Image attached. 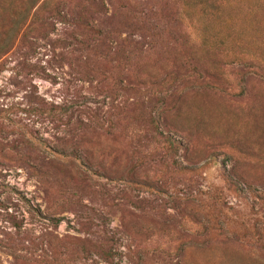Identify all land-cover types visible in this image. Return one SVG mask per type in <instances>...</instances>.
<instances>
[{"label":"rangeland","instance_id":"1","mask_svg":"<svg viewBox=\"0 0 264 264\" xmlns=\"http://www.w3.org/2000/svg\"><path fill=\"white\" fill-rule=\"evenodd\" d=\"M0 264H264V0H0Z\"/></svg>","mask_w":264,"mask_h":264},{"label":"trees","instance_id":"2","mask_svg":"<svg viewBox=\"0 0 264 264\" xmlns=\"http://www.w3.org/2000/svg\"><path fill=\"white\" fill-rule=\"evenodd\" d=\"M167 142H169L170 144H171V147H173L174 146V143H175V140L174 139H168V141ZM15 222V224L17 225V226H19L20 227V224H18V222L16 221V220H14ZM111 254H109V256H110Z\"/></svg>","mask_w":264,"mask_h":264}]
</instances>
